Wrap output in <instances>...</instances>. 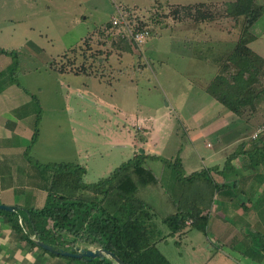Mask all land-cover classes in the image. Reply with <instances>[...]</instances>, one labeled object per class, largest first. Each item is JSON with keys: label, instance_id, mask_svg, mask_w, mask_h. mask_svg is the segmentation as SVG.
Segmentation results:
<instances>
[{"label": "rangeland", "instance_id": "374dc122", "mask_svg": "<svg viewBox=\"0 0 264 264\" xmlns=\"http://www.w3.org/2000/svg\"><path fill=\"white\" fill-rule=\"evenodd\" d=\"M234 1L0 0V46L13 53L10 57L13 65L18 62L12 69L17 79L40 97L44 108L43 140L39 146L53 160L84 166L85 181L95 184L144 153L146 147L142 143L147 142L146 133L154 130L153 148L160 157L147 158L145 166L176 197L173 186L177 167L189 177L209 166V161L202 159L209 154L201 149L199 156L190 141L198 132L188 134L183 123L190 126L191 122L188 123L186 110L179 109L186 108L194 86L198 102L204 101L202 92L209 94L204 91L205 82L216 77L222 65L220 61L224 62L238 43L244 19H232L226 12L227 4ZM257 2L264 6V0ZM200 4L206 7L201 9V15L210 13L215 18L213 21H201L197 7ZM123 9L134 13L130 18L133 24L145 22L151 32L141 49L133 43L136 50L133 52H125L124 44L118 39L123 30L109 26L111 19ZM177 11L179 21L173 18ZM251 33L255 41L249 47L264 57V14ZM37 46L40 49L33 55L32 50ZM59 56H63L58 61L61 67L73 73L80 70L81 74L50 71V65ZM89 71L91 75L87 74ZM229 74H234V69ZM261 82L255 88L263 87L264 78ZM262 97L255 103L254 114L250 110L246 112L248 117L254 115L248 121L254 133L264 124ZM215 104L203 110L208 111ZM138 118L158 121L149 122L150 128L154 127L145 130L135 123ZM125 126L136 134L138 145L112 146L113 135ZM206 143L214 144L215 139L204 138L201 146ZM177 158H182L185 165ZM154 224L155 240L161 239L157 247L172 264H243L238 250L224 248L223 254L215 233L206 236L192 230L180 239L170 235L168 226L159 219ZM25 228L29 230L26 225ZM164 237H167L165 241ZM77 246L78 250L98 249ZM51 259L52 264L60 260L58 264L69 262L65 257Z\"/></svg>", "mask_w": 264, "mask_h": 264}, {"label": "trees", "instance_id": "16d2710c", "mask_svg": "<svg viewBox=\"0 0 264 264\" xmlns=\"http://www.w3.org/2000/svg\"><path fill=\"white\" fill-rule=\"evenodd\" d=\"M197 7L200 8L198 11L202 22L215 19L210 13L201 15V9L206 8L204 5ZM179 8L188 10L193 7ZM226 12L232 19H244L242 32L234 50L224 62L220 61L222 65L219 66V72L208 84L206 91L238 118L250 121L254 115L248 117L246 112L250 110L249 113L252 114L256 110V101L264 96V84L259 89L255 88L256 84L262 83L261 78H264V57L249 47L255 41L251 28L263 16L264 6H259L257 0H235L227 4ZM177 13L178 11L174 12L173 18L179 21ZM132 17L133 15L130 18ZM146 25L145 22H139L136 29L144 30ZM118 39L124 44L125 52L135 50L133 42L127 37L119 34ZM0 54L11 56L13 53L0 49ZM17 65L18 62L15 61L14 66ZM231 68L234 69V74H229ZM82 69L84 72L85 68ZM59 71L67 69L62 66ZM74 71L81 74L80 70ZM15 82L18 83L16 80ZM37 137L38 128L33 141ZM262 138L264 137L252 140L255 145L247 154L248 166L251 168L256 164L264 167ZM240 154L230 156L221 171L214 167L185 177L180 166L177 167L176 181L180 183L182 190L176 197H172L154 171L145 166L147 158L159 157L147 156L145 153L124 163L95 184L86 183L87 171L78 164H49L45 166L51 172L45 207L31 210L19 208L18 212L0 211V214L9 216L11 228L35 248L39 247L32 236L56 250L76 252L78 244L103 248L114 253L125 264H172L157 247L161 239L155 240L157 230L154 220L159 219L167 225L172 236L187 228L207 235L209 213L216 198L227 189L235 187L226 180L225 171L234 170L232 162ZM213 173L223 176L224 181H218ZM25 225L29 230L26 231ZM60 238H63L61 242ZM43 251L53 258H63L62 255ZM66 259L69 260L66 264L74 261L117 264L110 258Z\"/></svg>", "mask_w": 264, "mask_h": 264}, {"label": "crops", "instance_id": "0c3cea01", "mask_svg": "<svg viewBox=\"0 0 264 264\" xmlns=\"http://www.w3.org/2000/svg\"><path fill=\"white\" fill-rule=\"evenodd\" d=\"M0 49L6 50L1 46ZM39 49L38 46L35 47L32 50L33 55L34 51L38 52ZM62 58L63 56H59L54 59L49 67L50 71L56 74H76L71 71H59L61 64L58 61ZM13 66V60L9 55L0 54V205L17 207L15 212H18L19 208L31 210L45 207L51 176V172L45 166L74 162L53 160L46 150L39 146L43 140L44 108L41 105L42 101L32 89L19 82L15 71L12 70ZM87 74L91 75V72ZM211 80L205 82L204 91ZM195 87L191 90L186 108L179 109L184 112L186 110L188 123L191 122L190 126H187L185 121L183 123L179 116L181 113L178 118L180 117L183 125L185 124L184 127L186 126L188 134L198 132L197 137L190 139L197 154L201 156V149L209 154L207 158H202L209 161H207L209 166H205L202 170L214 167L219 168L220 171L224 170L227 159L236 153H241L232 162L234 170L225 171L226 180L235 187L227 189L224 194L216 198L211 210L213 212L209 213L207 235L209 233L217 235L223 254L224 248L238 250L244 259L243 264H264V252L262 251L264 249V167L258 164L253 168L249 167L247 155L255 145L250 140L254 129H251L247 120L238 118L206 92H202L201 96V100L204 101L198 102L199 95L196 96L194 93ZM40 90L42 91L41 87H39ZM212 103L216 104L210 110H203L207 106L210 108ZM212 114L215 116L211 117ZM153 121H158V119L138 118L135 123L139 129L146 130L151 126L149 122ZM36 128H38V137L36 141H33ZM146 134L147 142L142 143L146 149L141 148V150L145 149L144 153L146 152L147 155L160 157L159 152L153 148L155 131L152 130ZM135 135L129 127L125 126L113 135L111 145L122 147L128 143L129 146L135 147L138 145ZM208 137H213L215 143H206L207 145L202 147L201 141ZM180 161L185 165L182 158ZM203 163L205 164V161ZM213 176L220 182L224 181L221 175L213 174ZM173 187L175 189L173 192L179 196L182 187L176 178ZM192 230L194 229L187 228L174 236L181 239ZM225 256L228 257L226 252ZM51 260L50 255L40 248L32 247L22 238L21 234L11 228L9 216L0 214V264H52Z\"/></svg>", "mask_w": 264, "mask_h": 264}, {"label": "built area", "instance_id": "2783aa9c", "mask_svg": "<svg viewBox=\"0 0 264 264\" xmlns=\"http://www.w3.org/2000/svg\"><path fill=\"white\" fill-rule=\"evenodd\" d=\"M131 15H134V13L129 10H119L118 15L111 19L109 26H111L112 29L121 28L123 32L121 31L119 34L130 39L138 49H141L150 38L151 32L147 28L144 30H137V23L133 24V21L130 19ZM263 135L264 124L253 134L252 140H256Z\"/></svg>", "mask_w": 264, "mask_h": 264}, {"label": "water", "instance_id": "95a60500", "mask_svg": "<svg viewBox=\"0 0 264 264\" xmlns=\"http://www.w3.org/2000/svg\"><path fill=\"white\" fill-rule=\"evenodd\" d=\"M0 211L15 212L17 211V207L0 205ZM33 241L39 248L49 253H52V254L62 255L63 257H66V258H73V259H79V260L81 259L94 260L97 258H101L102 260H104L105 258H110L113 261H115L117 264H125L114 253L106 249H103V248H99L96 250L82 249V250H77L76 252H74V251L56 250L52 246L42 242L40 239H33Z\"/></svg>", "mask_w": 264, "mask_h": 264}]
</instances>
